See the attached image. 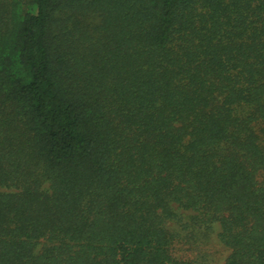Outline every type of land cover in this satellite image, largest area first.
Here are the masks:
<instances>
[{"label": "trees", "instance_id": "16d2710c", "mask_svg": "<svg viewBox=\"0 0 264 264\" xmlns=\"http://www.w3.org/2000/svg\"><path fill=\"white\" fill-rule=\"evenodd\" d=\"M264 264V0H0V264Z\"/></svg>", "mask_w": 264, "mask_h": 264}, {"label": "rangeland", "instance_id": "374dc122", "mask_svg": "<svg viewBox=\"0 0 264 264\" xmlns=\"http://www.w3.org/2000/svg\"><path fill=\"white\" fill-rule=\"evenodd\" d=\"M214 264H220L228 254L226 249L218 242L216 235H213L211 243L207 247Z\"/></svg>", "mask_w": 264, "mask_h": 264}]
</instances>
